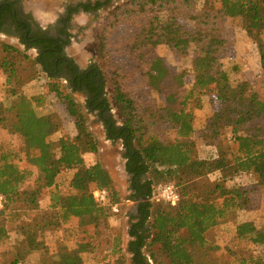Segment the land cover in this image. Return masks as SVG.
I'll return each mask as SVG.
<instances>
[{"label": "trees", "instance_id": "16d2710c", "mask_svg": "<svg viewBox=\"0 0 264 264\" xmlns=\"http://www.w3.org/2000/svg\"><path fill=\"white\" fill-rule=\"evenodd\" d=\"M111 1L71 6L69 22L79 11L95 14ZM214 1L210 6L211 0H204L200 8V0H130L117 10L102 39V53L109 57L111 71L103 77L97 67L103 81L113 88L124 119L110 134L128 149L125 169L135 192L132 199L139 202L137 212L130 214L128 229L127 251L133 264H149L145 249L153 264H207V252L220 248L208 243V233L226 224L233 212H257L263 207L264 0ZM189 21L195 22L194 28ZM232 21L241 22V29L256 45L262 71L256 81L246 80L239 89L233 87L223 65L231 44L225 24ZM116 29L132 34L126 48L131 65L110 58L109 39ZM162 45L179 60L189 57L194 48L191 72L171 71L159 54ZM33 63L40 66L37 58ZM22 65L20 52L0 43V69L14 83L10 92L16 98L11 107L0 102V129L13 142L0 145V195L4 198L0 242L10 238L4 215L13 206L35 214L32 223L14 229L12 256L0 253V264H23L33 253L46 249L45 234L61 230L70 221L78 223L76 248H59L53 259L39 264H85L87 254L120 252V239L110 241V218L113 208L119 207L118 192L100 163L87 162L98 150L86 115L60 89L57 79L49 77L47 90L60 97L77 130L75 137L59 139L60 155L55 156L46 141L61 130L63 120L57 114L37 117L35 100L18 94L17 87L36 77L32 69L25 74ZM191 76L189 90L187 78ZM155 92L164 93V106L155 103ZM207 94L217 100L218 109L197 128L194 110L198 107L191 103L197 102L202 110ZM198 144L214 152L200 158ZM244 174L257 176V180L231 188L221 184ZM213 176L217 179L212 180ZM33 181L34 187L28 189ZM165 184H173L180 193L174 207L154 199L158 187ZM102 189L108 192L105 205L94 197ZM46 197L50 204L42 209L40 203ZM236 236L264 246V229L254 221L237 225ZM232 255L238 264H264V257L251 251ZM115 262L125 264V259L119 255Z\"/></svg>", "mask_w": 264, "mask_h": 264}, {"label": "rangeland", "instance_id": "374dc122", "mask_svg": "<svg viewBox=\"0 0 264 264\" xmlns=\"http://www.w3.org/2000/svg\"><path fill=\"white\" fill-rule=\"evenodd\" d=\"M19 1L22 10L26 13H31L36 21L45 29L53 26L58 18L64 14L65 10L71 6H75L80 2L87 1H105V0H16ZM130 0H112L111 3L96 12L95 14L85 13L79 11L75 14L70 22V42L67 48V53L75 61L81 69L86 68L90 64H95L100 67L103 77L111 71V65L108 58H104L102 53L103 38L105 33L109 30L110 21L114 17L117 10L127 5ZM215 1L211 0V5H215ZM204 0H200L198 7H202ZM161 17L164 19L165 15ZM192 28L195 27V22L189 21ZM225 31L231 38V44L228 48L227 54L223 59V65L229 72L231 83L235 89L241 88L246 80L256 81L262 74L259 56L257 54L256 45L252 39L241 29V22H227L225 24ZM132 34L130 32L123 33L116 29L109 39L110 58L113 57L117 62L123 64H132V57L126 51L128 49V43ZM105 40V39H104ZM0 43L9 45L12 48L17 49L22 55L24 65L22 68H26L25 74L30 73L29 69H32L36 77L17 87L18 94L27 98L34 99L33 103L34 114L40 118L49 117L51 114H57L63 120V126L60 131L53 134L46 141L48 149L52 150L55 156L60 155V150L57 147L59 139L73 138L77 134L75 120L70 118L65 110V107L60 103V97L54 92L47 90V85L51 79L42 71L38 64H34L36 59V52L25 48L23 43L14 38H9L5 34H0ZM193 49L190 56L185 59H177L170 51L168 46L162 45L159 47V54L165 57L169 69L173 72H181L182 70H188L191 72ZM238 55V56H237ZM238 58L245 59L244 65L245 71H235V67H242L241 63H238ZM189 75V74H188ZM57 85L64 92L70 94L73 99L81 107L82 112L87 118V128L92 135L96 145L97 154L87 159L88 163L98 162L103 168H105L114 181L115 188L118 192L119 198V213L112 211L110 224L113 229L111 243L114 239L119 238L121 241L120 252L113 253L103 252L101 254H87L84 256L85 264H105V262L111 261L112 264H117L115 261L119 255L125 259V264L132 263V255L127 251V244L131 240L128 235V229L130 225V214L136 212V202L132 199V191L130 184V177L126 172V149L122 144V141H112L108 139L101 124L97 122L96 116L89 111L84 99L71 92L66 87L63 80H57ZM193 77L187 78V89L192 88ZM107 100L109 102L111 115L116 123L122 125L124 123L123 116L117 105L115 93L110 83L104 80ZM14 87V83L9 80L3 71L0 69V102L5 106L11 107L15 101V97L11 95V88ZM154 101L158 106L165 105V95L163 92H155L153 94ZM202 110L199 111V104L192 102L191 107H198L194 110L196 125L199 128V117L201 121L211 115L218 109V102L213 98L211 94H207L202 98ZM230 132V131H229ZM10 142L9 137L0 129V145H7ZM10 143H13L12 141ZM19 143V141H18ZM198 156L200 158H208L211 153L214 152L213 148H204L198 144L197 147ZM23 157V154H22ZM24 158V157H23ZM212 180L217 179L214 176ZM257 180V176L240 175L234 180L222 181L221 184L231 188L235 184H252ZM34 187V181L28 184V189ZM67 186L63 188V192L67 193ZM49 199L43 198L40 206L42 209L49 207ZM19 207L13 206L6 212L4 217L9 222L10 238L6 241L0 242V253H10L12 251L14 229L18 226L27 225L32 223L35 218V214L24 211L19 212ZM245 221H254L259 228L264 229V203L260 211L257 212H243L236 211L231 213L228 222L222 226L214 228L208 235V243L212 247H220L211 252H207L206 260L207 264H238L237 256L234 258L232 253L242 255L243 251H251L264 257V246H255L246 239H238L236 236L237 225ZM76 221H70L64 225L61 230L56 232L47 233L44 236V243L46 249L41 252L33 253L30 255L23 264H39L44 260H50L55 257L59 248L75 249L76 241L78 239ZM150 241V239H149ZM10 251V252H8ZM232 251V252H231ZM115 252V251H114ZM12 256V255H11ZM144 257L147 263L153 264L149 256L148 249L144 250Z\"/></svg>", "mask_w": 264, "mask_h": 264}, {"label": "flooded vegetation", "instance_id": "af4514ba", "mask_svg": "<svg viewBox=\"0 0 264 264\" xmlns=\"http://www.w3.org/2000/svg\"><path fill=\"white\" fill-rule=\"evenodd\" d=\"M69 16L70 11L66 9L53 26L45 29L22 10L19 1L0 0V34L14 38L25 48L35 51L42 71L48 77L63 80L71 92L81 96L108 139L117 141L110 131L121 125L111 115L105 84L97 65L90 64L81 69L67 53L71 39ZM125 149L127 153L128 149ZM131 191L135 193L133 186ZM135 202L137 212L139 202Z\"/></svg>", "mask_w": 264, "mask_h": 264}, {"label": "built area", "instance_id": "2783aa9c", "mask_svg": "<svg viewBox=\"0 0 264 264\" xmlns=\"http://www.w3.org/2000/svg\"><path fill=\"white\" fill-rule=\"evenodd\" d=\"M94 197L96 201L102 205H105L108 201V192L104 189L96 190L94 192ZM154 199L162 201L171 206H176L180 202V193L178 189L173 184H165L158 187ZM4 206V198L0 195V208ZM114 213H119L118 206L113 208Z\"/></svg>", "mask_w": 264, "mask_h": 264}, {"label": "crops", "instance_id": "0c3cea01", "mask_svg": "<svg viewBox=\"0 0 264 264\" xmlns=\"http://www.w3.org/2000/svg\"><path fill=\"white\" fill-rule=\"evenodd\" d=\"M258 54V53H257ZM238 56V55H237ZM238 63H241L242 64V67H235V71H238L239 70V72H243V71H245V68H244V65L246 64V60L245 59H240V58H238ZM199 111H201V110H199ZM212 115V114H211ZM211 115H209L207 118H209ZM207 118H205L203 121H201V119H200V117H199V126H200V124H204V122H205V120L207 119ZM73 176H74V171H72V172H69L68 173V179H69V182H70V180L73 178Z\"/></svg>", "mask_w": 264, "mask_h": 264}]
</instances>
